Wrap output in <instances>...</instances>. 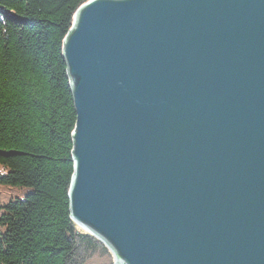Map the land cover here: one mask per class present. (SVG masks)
<instances>
[{
	"label": "water",
	"instance_id": "water-1",
	"mask_svg": "<svg viewBox=\"0 0 264 264\" xmlns=\"http://www.w3.org/2000/svg\"><path fill=\"white\" fill-rule=\"evenodd\" d=\"M61 57L71 221L114 264H264V0H90Z\"/></svg>",
	"mask_w": 264,
	"mask_h": 264
},
{
	"label": "trees",
	"instance_id": "trees-1",
	"mask_svg": "<svg viewBox=\"0 0 264 264\" xmlns=\"http://www.w3.org/2000/svg\"><path fill=\"white\" fill-rule=\"evenodd\" d=\"M88 1L0 0V264H114L68 211L75 113L61 51Z\"/></svg>",
	"mask_w": 264,
	"mask_h": 264
},
{
	"label": "rangeland",
	"instance_id": "rangeland-1",
	"mask_svg": "<svg viewBox=\"0 0 264 264\" xmlns=\"http://www.w3.org/2000/svg\"><path fill=\"white\" fill-rule=\"evenodd\" d=\"M0 204H2V201H3V199L5 200L6 199V197H7V194H6V197H5V195H3L1 192H0ZM78 228V227H77ZM78 229H80V228H78ZM82 231V230H81ZM82 232H84V231H82ZM84 233H86V232H84ZM86 234H88V233H86ZM89 235V234H88ZM94 238V237H93ZM102 244V243H101Z\"/></svg>",
	"mask_w": 264,
	"mask_h": 264
},
{
	"label": "bare ground",
	"instance_id": "bare-ground-1",
	"mask_svg": "<svg viewBox=\"0 0 264 264\" xmlns=\"http://www.w3.org/2000/svg\"><path fill=\"white\" fill-rule=\"evenodd\" d=\"M80 230H83V229L80 228Z\"/></svg>",
	"mask_w": 264,
	"mask_h": 264
}]
</instances>
